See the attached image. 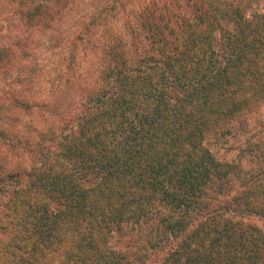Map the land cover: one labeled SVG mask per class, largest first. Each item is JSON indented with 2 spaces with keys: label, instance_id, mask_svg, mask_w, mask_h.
Instances as JSON below:
<instances>
[{
  "label": "trees",
  "instance_id": "obj_1",
  "mask_svg": "<svg viewBox=\"0 0 264 264\" xmlns=\"http://www.w3.org/2000/svg\"><path fill=\"white\" fill-rule=\"evenodd\" d=\"M224 1L151 0L106 47L95 92L77 97L70 78L42 105H79L74 127L50 144L0 130L16 159L0 154V264H264L249 220L264 218V164L236 136L264 107V9ZM63 10L19 13L47 26ZM16 59L0 49V74ZM230 136L234 157L218 146Z\"/></svg>",
  "mask_w": 264,
  "mask_h": 264
},
{
  "label": "rangeland",
  "instance_id": "obj_2",
  "mask_svg": "<svg viewBox=\"0 0 264 264\" xmlns=\"http://www.w3.org/2000/svg\"><path fill=\"white\" fill-rule=\"evenodd\" d=\"M21 1L0 0V49L10 47L17 54L15 63L0 74V130L15 133L21 139L33 136V141L37 132L47 130L50 133L42 134V144H50L56 131L75 126L80 109L68 101L67 109L53 117L45 108L41 109L42 105L55 101L61 84L70 78L81 89V93L75 90L77 97L95 92L106 47L116 36L128 37L135 29L136 14L151 0H34L64 7L60 17L47 26L28 25L19 13ZM217 4L220 10L226 7L224 0H217ZM253 8L264 9V0H254ZM14 100L29 104L30 109L12 106ZM239 129L237 138L242 136L243 142L253 144L255 163L261 166L264 107ZM231 138L218 145L221 155L236 156V141ZM6 153L13 164L14 155L0 147V154ZM29 158L25 160L28 164ZM249 220L264 231V218L251 216ZM161 258L162 253H157L146 264H161Z\"/></svg>",
  "mask_w": 264,
  "mask_h": 264
}]
</instances>
